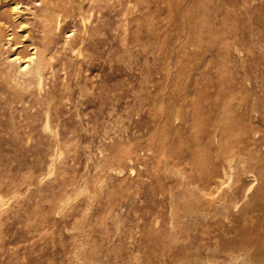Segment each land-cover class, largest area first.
<instances>
[{
  "label": "rangeland",
  "instance_id": "374dc122",
  "mask_svg": "<svg viewBox=\"0 0 264 264\" xmlns=\"http://www.w3.org/2000/svg\"><path fill=\"white\" fill-rule=\"evenodd\" d=\"M13 6L48 69L40 87L0 43V264L264 262V228L247 233L264 193V0H0V13Z\"/></svg>",
  "mask_w": 264,
  "mask_h": 264
},
{
  "label": "bare ground",
  "instance_id": "6f19581e",
  "mask_svg": "<svg viewBox=\"0 0 264 264\" xmlns=\"http://www.w3.org/2000/svg\"><path fill=\"white\" fill-rule=\"evenodd\" d=\"M51 8H53V6ZM18 11L19 10L17 9V6H13L11 9V16H8L9 14L7 15L5 13H0V43L2 41L6 40L7 44H9V46H10V52L12 53L13 50H15V52H13L12 55L14 54L15 59H18V60L14 59V61H19L20 67H23L24 69L27 68L26 73L33 75L35 78H37L39 80V85L41 87L42 82H43V75H44L45 71L48 69L47 68L46 54L43 51H41V49L37 46V43L35 41V37L32 35V32H30L31 30L26 29V27H25L26 25H24L25 22L21 21V23H19V24L17 23L16 19L20 16ZM17 28H23L22 30H25V33H27L25 36H23V35H21V36H22V38L25 37V39L27 41H30V44L27 47L33 46L31 48L32 50H34L33 54L22 55V52L19 49L15 48L16 45L23 43V40L21 39V36L19 33V32H21V30L17 31ZM20 39L22 41H20ZM178 117H179V115H178ZM220 135H221V132H216L214 135L215 139L218 140V146L220 148L219 155H222L223 159H229L230 160L231 169H233V163L234 162L237 163L236 166L238 168L242 167L243 166L242 163L245 161V159L243 158V155H245V151L242 148H236V146L228 143V141L225 140ZM215 161H216V159H215ZM215 161H213V163ZM213 163L211 165H213ZM222 169H223V166H222ZM223 170H222V172L225 171V170L224 171ZM224 175H226V174H224ZM230 177H229V179H232ZM229 179H228V181H229ZM252 188H253V185L251 184L248 187V189L246 190V192L243 193V197L244 196L248 197L252 191ZM220 189L218 191H220ZM240 194L241 193L237 192V190L236 191L233 190L230 195L224 196L221 200L219 198V200H218L219 203L215 204V205H218V206H216L218 213L220 215H222L223 217L228 218V213L231 210V208H237V206H239V204L241 203V202L239 203L237 200V198L240 197ZM254 198H255L256 203H255L251 213L255 214V218L252 221L253 222L252 228L247 230L248 234H251L252 232H254L253 228L255 229V231H258V230H261V228H264V227H262L263 226V223H262L263 215L262 216L260 215V213L264 212V193L263 194L260 193V195H258L257 197H254ZM213 202L215 203V200H213ZM214 203H212V204H214ZM215 211H216V209H215ZM257 212H259V214H257ZM230 218H232V217H230ZM237 222H238V220H237ZM238 230H239V228H238ZM245 233H246L245 231H242L241 235L245 236L247 234V233L246 234ZM258 235H257V237H258L257 239H259V236L261 234L259 236ZM263 253H264V251L262 252V254ZM229 257H230L229 264H254L253 263L254 260L252 261L250 259L249 254L246 256L241 255V254L239 256H235V255L231 254V255H229ZM263 258H262V260H263ZM208 264H216V263L211 262ZM260 264H264V262L261 261Z\"/></svg>",
  "mask_w": 264,
  "mask_h": 264
}]
</instances>
